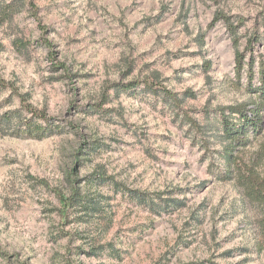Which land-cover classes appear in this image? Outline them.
I'll use <instances>...</instances> for the list:
<instances>
[{
    "label": "rangeland",
    "instance_id": "obj_1",
    "mask_svg": "<svg viewBox=\"0 0 264 264\" xmlns=\"http://www.w3.org/2000/svg\"><path fill=\"white\" fill-rule=\"evenodd\" d=\"M15 1L0 24V264H264V202L242 176L264 191V105L225 179L216 113L259 102L235 48L258 86L264 0ZM130 80L161 89L111 86ZM31 120L61 129L20 135ZM70 180L84 207L63 200Z\"/></svg>",
    "mask_w": 264,
    "mask_h": 264
},
{
    "label": "trees",
    "instance_id": "obj_2",
    "mask_svg": "<svg viewBox=\"0 0 264 264\" xmlns=\"http://www.w3.org/2000/svg\"><path fill=\"white\" fill-rule=\"evenodd\" d=\"M16 1L13 0L9 3H4L0 9V24L4 23L6 20L11 19L13 13L18 11L16 8ZM23 6V4H21ZM219 18L223 19L226 25L230 29V35L233 37V42L234 45L237 46V29L232 25V23L229 20V17L217 13V16L215 20H218ZM213 23V22H212ZM43 31H45V28H43ZM250 42L253 41L252 39L249 40ZM45 45L48 44L47 40L44 39L42 41ZM21 46V43H20ZM51 56V54H49ZM243 55L242 53L235 48V75L237 77L240 76V73L244 69V65L247 66L246 68V75H247V86L252 93L256 94V97L259 99V102L256 103L254 100H250L248 102H243V103H238V104H233V105H228V106H223L219 107L216 110V113L218 114V127L220 130V135L228 143L226 144L224 150H223V157L226 162L227 168L224 171H221L219 178L225 179L227 176L231 175L232 171L234 170L232 166V163L237 162V158L235 155H233V151L236 149L237 146L240 145H245L247 141L249 140V135H257L261 129V112L260 108L264 105V63L261 62L260 66L257 71V78L259 85L254 86L252 84V79L254 78L255 72L253 70L254 68V59L251 57L250 60L247 63H244L243 60ZM54 69L57 68V66H53ZM65 77V76H64ZM0 78V84H2ZM141 83L144 84L145 88L148 91L151 92H159L161 88H156L155 84L152 82H147L144 80H130L127 81L126 83H117L113 82L111 83V86L114 88L116 91H128L130 89H133L140 85ZM163 93L167 94L171 99L175 100L176 97L174 94H171L169 91L166 90V88H162ZM177 100V99H176ZM96 109V108H95ZM33 115L37 118L43 119V120H48V118L45 116L44 112H39L34 109H29ZM6 117H10L6 115ZM188 122L191 123L190 125L192 126H198L197 123L190 117H187ZM21 129V130H20ZM57 129H61V126H56V124L52 123L50 126L42 125L39 124L33 120L28 121L24 128H19V134L20 135H25L27 137L31 138H37L41 139L44 136L48 135V133H52L56 131ZM240 172V171H239ZM242 173V172H240ZM240 175V174H239ZM243 177L247 178L250 182H247V187L246 189L248 192L251 193V197L254 199L261 200L264 202V191L261 190L258 191V184L259 182L257 181L256 178H253L250 174L248 176H245L242 174ZM99 182L104 183L106 182L109 178L108 177H101L99 178ZM254 180L256 182L254 183ZM71 181V180H70ZM76 180H73L70 182L71 184V193L67 198H63L65 201L66 205H71L73 206L75 203L79 204L80 206L84 207L85 205L83 204L82 201H85V196L82 195L83 192L73 184ZM264 188V186L262 187ZM85 194V193H84ZM136 197H138V201L140 202H146V200L142 198L141 194H136ZM88 202H90L88 200ZM88 209L91 210H96L97 208L95 207V203H92V206H89ZM264 209V208H263ZM260 231L264 237V211L262 214V217L259 219L258 222ZM261 249L264 250V241L263 245L261 246Z\"/></svg>",
    "mask_w": 264,
    "mask_h": 264
}]
</instances>
